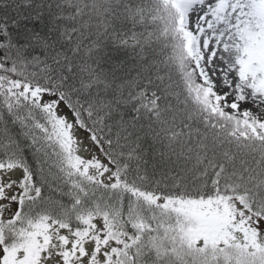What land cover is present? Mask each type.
Here are the masks:
<instances>
[{
    "label": "snow or ice",
    "instance_id": "6c2138e0",
    "mask_svg": "<svg viewBox=\"0 0 264 264\" xmlns=\"http://www.w3.org/2000/svg\"><path fill=\"white\" fill-rule=\"evenodd\" d=\"M0 264H264V0H0Z\"/></svg>",
    "mask_w": 264,
    "mask_h": 264
}]
</instances>
